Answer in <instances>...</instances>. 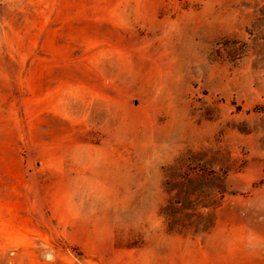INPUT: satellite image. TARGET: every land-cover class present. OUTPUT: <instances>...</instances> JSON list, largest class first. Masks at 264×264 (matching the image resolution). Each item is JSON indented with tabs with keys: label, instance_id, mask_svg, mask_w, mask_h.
<instances>
[{
	"label": "rangeland",
	"instance_id": "1",
	"mask_svg": "<svg viewBox=\"0 0 264 264\" xmlns=\"http://www.w3.org/2000/svg\"><path fill=\"white\" fill-rule=\"evenodd\" d=\"M237 216L264 0H0V264H239Z\"/></svg>",
	"mask_w": 264,
	"mask_h": 264
},
{
	"label": "crops",
	"instance_id": "2",
	"mask_svg": "<svg viewBox=\"0 0 264 264\" xmlns=\"http://www.w3.org/2000/svg\"><path fill=\"white\" fill-rule=\"evenodd\" d=\"M237 217L230 226L243 232L245 247L239 253V264H264V216Z\"/></svg>",
	"mask_w": 264,
	"mask_h": 264
}]
</instances>
